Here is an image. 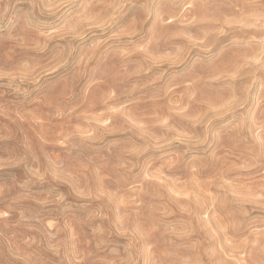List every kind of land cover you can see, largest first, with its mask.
I'll return each mask as SVG.
<instances>
[{
	"label": "rangeland",
	"instance_id": "obj_1",
	"mask_svg": "<svg viewBox=\"0 0 264 264\" xmlns=\"http://www.w3.org/2000/svg\"><path fill=\"white\" fill-rule=\"evenodd\" d=\"M0 264H264V0H0Z\"/></svg>",
	"mask_w": 264,
	"mask_h": 264
}]
</instances>
